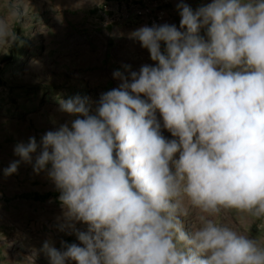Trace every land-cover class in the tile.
<instances>
[{
  "label": "clouds",
  "instance_id": "clouds-1",
  "mask_svg": "<svg viewBox=\"0 0 264 264\" xmlns=\"http://www.w3.org/2000/svg\"><path fill=\"white\" fill-rule=\"evenodd\" d=\"M176 8L178 27L129 34L153 64L115 71L96 101L62 100L70 126L14 148L4 174L46 171L79 241H46L49 264H264V235L242 227L264 221V0Z\"/></svg>",
  "mask_w": 264,
  "mask_h": 264
},
{
  "label": "rangeland",
  "instance_id": "rangeland-1",
  "mask_svg": "<svg viewBox=\"0 0 264 264\" xmlns=\"http://www.w3.org/2000/svg\"><path fill=\"white\" fill-rule=\"evenodd\" d=\"M180 0H0V20L9 35L0 39V264H49L46 241L79 243L59 230L63 222L59 192L46 171L36 174L21 161L16 173L4 169L19 160L14 148L75 117L60 102L76 96L93 101L117 88V70L138 71L153 64L149 52L129 34L142 26L175 24ZM193 9L211 0H184ZM77 4H81L77 7ZM163 47V45H162ZM158 119L159 113H157ZM172 139L171 134L161 129ZM35 158V154H34ZM194 217L184 223L190 227ZM237 220L236 214H232ZM86 226L77 224L83 230ZM252 237L264 235V221L242 226ZM74 264V262H70Z\"/></svg>",
  "mask_w": 264,
  "mask_h": 264
}]
</instances>
